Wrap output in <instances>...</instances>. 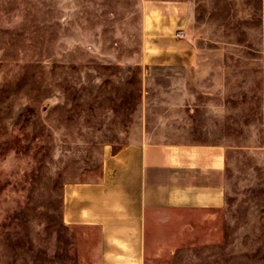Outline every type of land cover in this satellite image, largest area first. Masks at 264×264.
<instances>
[{
	"label": "rangeland",
	"instance_id": "1",
	"mask_svg": "<svg viewBox=\"0 0 264 264\" xmlns=\"http://www.w3.org/2000/svg\"><path fill=\"white\" fill-rule=\"evenodd\" d=\"M144 1L0 0V264H104L102 230L64 222L65 189L152 125L157 140L226 145L227 194L155 224L143 264H264L259 61L232 57L223 97L179 104V82L145 67ZM187 1L205 44L240 36L237 9L262 0Z\"/></svg>",
	"mask_w": 264,
	"mask_h": 264
},
{
	"label": "crops",
	"instance_id": "2",
	"mask_svg": "<svg viewBox=\"0 0 264 264\" xmlns=\"http://www.w3.org/2000/svg\"><path fill=\"white\" fill-rule=\"evenodd\" d=\"M250 10L248 18L242 6L237 9L240 36H219L218 41L203 36L209 43L202 44L190 32L194 10L189 1L145 0L142 57L146 69L156 77L178 81L185 90L179 96L182 105L194 95L223 97L229 62L243 57L246 50L254 53L251 61H259L264 75V0ZM247 20L248 32L242 27ZM180 32L184 38L178 36ZM261 122L264 130V85ZM158 134L154 125L146 127L138 138L105 156L98 180L65 189L64 222L102 230L104 264H143L148 234L155 224L178 211L215 210L226 203V145L157 140Z\"/></svg>",
	"mask_w": 264,
	"mask_h": 264
},
{
	"label": "built area",
	"instance_id": "3",
	"mask_svg": "<svg viewBox=\"0 0 264 264\" xmlns=\"http://www.w3.org/2000/svg\"><path fill=\"white\" fill-rule=\"evenodd\" d=\"M178 36H179L180 38H184V37H185V33H184V32H180V33L178 34Z\"/></svg>",
	"mask_w": 264,
	"mask_h": 264
}]
</instances>
